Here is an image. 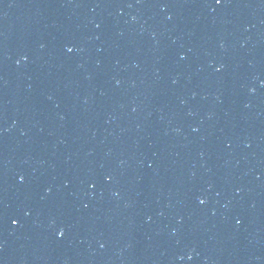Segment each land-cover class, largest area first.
Masks as SVG:
<instances>
[{
	"label": "water",
	"instance_id": "1",
	"mask_svg": "<svg viewBox=\"0 0 264 264\" xmlns=\"http://www.w3.org/2000/svg\"><path fill=\"white\" fill-rule=\"evenodd\" d=\"M0 264H264V0H0Z\"/></svg>",
	"mask_w": 264,
	"mask_h": 264
},
{
	"label": "snow or ice",
	"instance_id": "2",
	"mask_svg": "<svg viewBox=\"0 0 264 264\" xmlns=\"http://www.w3.org/2000/svg\"><path fill=\"white\" fill-rule=\"evenodd\" d=\"M216 3L217 4L221 3V0H216ZM68 51H71V48H69ZM201 203H203V201H201ZM13 223H16V221L13 220ZM61 235H62V233H61Z\"/></svg>",
	"mask_w": 264,
	"mask_h": 264
}]
</instances>
